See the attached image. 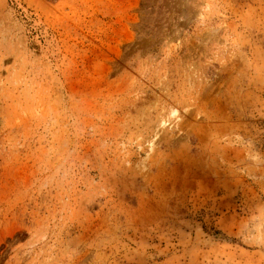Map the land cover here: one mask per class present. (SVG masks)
<instances>
[{"label": "rangeland", "instance_id": "obj_1", "mask_svg": "<svg viewBox=\"0 0 264 264\" xmlns=\"http://www.w3.org/2000/svg\"><path fill=\"white\" fill-rule=\"evenodd\" d=\"M0 264H264V0H0Z\"/></svg>", "mask_w": 264, "mask_h": 264}]
</instances>
